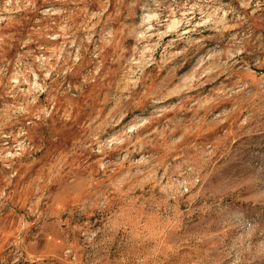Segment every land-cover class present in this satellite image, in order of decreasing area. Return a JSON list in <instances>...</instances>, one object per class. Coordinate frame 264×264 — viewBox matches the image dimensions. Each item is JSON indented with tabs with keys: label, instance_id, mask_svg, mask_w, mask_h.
Segmentation results:
<instances>
[{
	"label": "rangeland",
	"instance_id": "374dc122",
	"mask_svg": "<svg viewBox=\"0 0 264 264\" xmlns=\"http://www.w3.org/2000/svg\"><path fill=\"white\" fill-rule=\"evenodd\" d=\"M0 264H264V0H0Z\"/></svg>",
	"mask_w": 264,
	"mask_h": 264
}]
</instances>
